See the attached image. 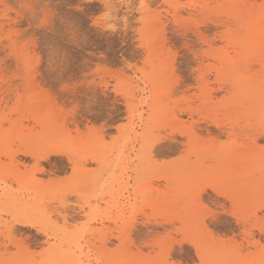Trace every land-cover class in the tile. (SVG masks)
<instances>
[{"label":"rangeland","instance_id":"374dc122","mask_svg":"<svg viewBox=\"0 0 264 264\" xmlns=\"http://www.w3.org/2000/svg\"><path fill=\"white\" fill-rule=\"evenodd\" d=\"M135 256L264 264V0H0V262Z\"/></svg>","mask_w":264,"mask_h":264},{"label":"bare ground","instance_id":"6f19581e","mask_svg":"<svg viewBox=\"0 0 264 264\" xmlns=\"http://www.w3.org/2000/svg\"><path fill=\"white\" fill-rule=\"evenodd\" d=\"M256 20V19H255ZM255 22V21H254ZM249 33H252V31ZM255 36V35H254ZM262 36H263V33H262ZM260 36V37H262ZM258 37V35H257ZM45 149V148H44ZM42 150L41 152H36L34 149H32L31 147H27L26 145L23 147V150L20 149V150H17L15 151V153H17V155L19 154V156H29L30 158L32 157V159H35V160H46V159H49V157L52 155H58V154H61L62 152L58 149H54V148H49V149H45V150ZM66 154V153H65ZM14 157V156H13ZM18 158V157H17ZM18 161V160H17ZM12 162V161H11ZM14 162V161H13ZM70 162V161H69ZM86 162V161H85ZM16 163V162H15ZM13 164V163H12ZM18 166L21 164V162L18 161V163H16ZM15 164V167L13 165V167L16 169L17 168V165ZM23 164V163H22ZM21 164V166H22ZM38 163H36V166ZM42 166V165H41ZM40 166V167H41ZM13 168V169H14ZM26 168V167H24ZM33 168V166H32ZM35 169V168H34ZM44 169V168H42ZM40 168V170H42ZM27 170V169H25ZM38 170V169H36ZM35 170V171H36ZM15 171V170H14ZM17 171H18V174H20L18 168H17ZM16 171V172H17ZM33 171V170H32ZM39 172V170H38ZM41 172V171H40ZM27 173V172H26ZM37 173V172H36ZM24 174V173H23ZM34 174V173H33ZM21 176V175H20ZM19 176V177H20ZM36 176V175H35ZM27 177V176H26ZM28 177H29V174H28ZM4 178V177H3ZM18 181H19V178H17ZM16 180V179H15ZM34 179H31L30 182L33 184H35L36 181H33ZM36 180V179H35ZM55 181V180H54ZM41 182V180H40ZM44 183V182H43ZM33 196V195H32ZM37 197V196H36ZM7 204V203H6ZM37 207V206H36ZM72 214V213H71ZM76 215V214H75ZM73 216V215H72ZM76 217V216H75ZM37 220V219H36ZM12 221L14 222L15 225H18V226H21V227H25V226H28V227H31L32 229L35 228L34 225H37L36 222L34 221V218L31 217L29 215V213H26L23 211H19L18 213L15 214V216L13 215V219ZM134 222V221H133ZM26 228V227H25ZM36 229V228H35ZM153 229V228H152ZM13 230L12 228H10V231ZM18 231V230H17ZM39 231V230H38ZM262 232V230H260ZM44 231L42 230L41 233H43ZM10 233V232H9ZM250 236V234H249ZM22 241V240H21ZM182 241H185V242H180L179 245H182V243H186L188 245H190L191 247H193V249L195 250V253L197 255V257H199L200 259L202 257L205 256V254L209 251V248H206L204 247L203 245L199 244L198 242L196 241H193V240H190V239H182ZM225 242L223 241H220V244H224ZM245 243V242H244ZM215 244V243H214ZM213 244V245H214ZM254 243H252L251 245H253ZM143 250V249H141ZM171 252V251H170ZM171 254V253H170ZM250 258V260H249ZM251 256L250 257H247L245 260L241 261V262H231L229 261L228 263H225V264H248V261H249V264L251 262ZM17 263V260H11V262H9V264H16ZM144 262L139 258V256H135L134 258L133 257H128V258H125L123 264H143ZM0 264H8V263H5V262H0Z\"/></svg>","mask_w":264,"mask_h":264},{"label":"snow or ice","instance_id":"6c2138e0","mask_svg":"<svg viewBox=\"0 0 264 264\" xmlns=\"http://www.w3.org/2000/svg\"><path fill=\"white\" fill-rule=\"evenodd\" d=\"M40 22H41V25H47L49 22L48 17L44 16ZM86 23L87 22H85V24ZM65 24H67L70 31L67 35H65L63 33V31H61V33L59 34L61 37L60 42L62 44H64V43H69V44L76 43L77 42V36L79 35V28H78L79 21L78 20H67V21H65ZM207 212L211 213L212 209L210 207H208ZM36 226H38V225H34V227H36ZM176 239L180 242H185V241L181 240L180 236H177Z\"/></svg>","mask_w":264,"mask_h":264}]
</instances>
